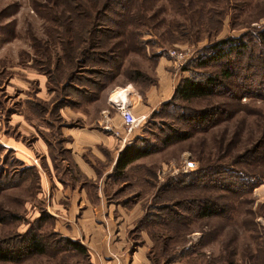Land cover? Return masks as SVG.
I'll return each instance as SVG.
<instances>
[{
	"label": "rangeland",
	"instance_id": "obj_1",
	"mask_svg": "<svg viewBox=\"0 0 264 264\" xmlns=\"http://www.w3.org/2000/svg\"><path fill=\"white\" fill-rule=\"evenodd\" d=\"M99 1L0 0V244L38 233L47 245L0 264H264V0H126L123 16L96 14ZM231 37L249 50L230 92L174 99L192 61ZM112 45L116 64L104 53ZM173 50L188 60L176 65ZM124 95L147 116L131 133L117 107ZM215 106L207 124L188 120ZM134 141L158 151L118 178L119 152ZM187 156L195 169H183ZM215 167L253 188L188 177ZM208 195L228 213L196 214Z\"/></svg>",
	"mask_w": 264,
	"mask_h": 264
},
{
	"label": "trees",
	"instance_id": "obj_2",
	"mask_svg": "<svg viewBox=\"0 0 264 264\" xmlns=\"http://www.w3.org/2000/svg\"><path fill=\"white\" fill-rule=\"evenodd\" d=\"M126 0H100L99 3L94 6V11L96 14L99 13V9L102 11L112 8H120L121 14L126 10L124 4ZM128 1V0H127ZM102 6V7H101ZM101 7V8H100ZM117 11V10H116ZM252 30H258L252 28ZM98 31L102 33V30L98 28ZM256 36L259 38L264 37V29H259L256 32ZM97 44H99L97 42ZM208 52L201 56L199 59L192 61V64H196V70L192 69V74L190 76L184 77L175 89L173 98L180 99L185 102H190L199 98L211 97L216 93L220 92H230L229 86L232 80L237 75L238 62L245 56L246 52L249 50V43L245 38H226L223 40L215 41L208 46ZM119 49L117 46H111L106 51L105 54L111 55L110 59L113 64L122 61L120 55L115 56ZM114 53V54H113ZM120 60H119V59ZM219 63L221 65L220 69L216 73H207L202 71L206 67L212 64ZM254 66V65H250ZM203 68L202 70H200ZM251 67H247L250 71ZM249 77V76H248ZM251 78V76L249 77ZM249 80L248 82H250ZM247 82V87H244L245 93H251V84ZM221 107H214L213 109L195 111L188 116V120L191 123L204 125L211 121V117L215 116L214 111L221 110ZM180 136V135H179ZM180 139H185L187 136L181 135ZM158 151V147L152 143H139L138 141L128 143L120 152L116 159L114 165V174L118 178H123L125 173L140 159L147 157ZM245 157V156H244ZM241 156V158H244ZM199 170V169H198ZM195 171V170H194ZM190 173V175H195V179L201 183L198 185L209 186L211 188H218L221 190L231 191L232 193L243 192L245 190H251L253 184L245 178V174H240V172L235 170H224L222 167H215L209 169H201L199 171ZM250 184V186H249ZM256 184V183H255ZM247 190V191H248ZM230 206L217 200L216 197L208 195L199 198L198 207L195 209L196 214L202 218L210 217L216 214H227ZM72 246L76 248L79 252H83L84 247L78 245L77 242H72ZM47 252V245L44 243L42 237L38 233H30L25 236L21 243L17 244L15 249L5 248L0 244V261H15L22 258L31 257L35 255H43Z\"/></svg>",
	"mask_w": 264,
	"mask_h": 264
},
{
	"label": "built area",
	"instance_id": "obj_3",
	"mask_svg": "<svg viewBox=\"0 0 264 264\" xmlns=\"http://www.w3.org/2000/svg\"><path fill=\"white\" fill-rule=\"evenodd\" d=\"M264 24V19L262 20ZM171 56L173 57V61L176 65H182L184 62L188 60V52L181 50H173L171 51ZM117 107L119 109V114L122 118L123 124L128 128V131L131 133L135 129L141 127L146 121L147 116H136L133 111V103L127 96H121L118 100ZM183 169L185 171L193 170L197 166V162L192 160L189 156L184 158Z\"/></svg>",
	"mask_w": 264,
	"mask_h": 264
}]
</instances>
